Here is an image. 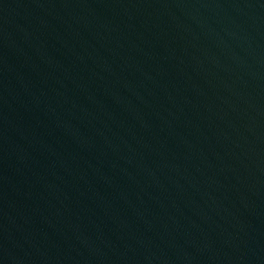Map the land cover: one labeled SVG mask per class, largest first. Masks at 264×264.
<instances>
[{
	"label": "water",
	"instance_id": "obj_1",
	"mask_svg": "<svg viewBox=\"0 0 264 264\" xmlns=\"http://www.w3.org/2000/svg\"><path fill=\"white\" fill-rule=\"evenodd\" d=\"M0 264H264V0H0Z\"/></svg>",
	"mask_w": 264,
	"mask_h": 264
}]
</instances>
